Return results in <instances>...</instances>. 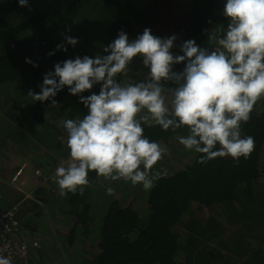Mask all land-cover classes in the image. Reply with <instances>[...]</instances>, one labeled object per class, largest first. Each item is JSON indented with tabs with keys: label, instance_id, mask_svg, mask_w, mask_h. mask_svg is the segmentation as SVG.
Listing matches in <instances>:
<instances>
[{
	"label": "trees",
	"instance_id": "16d2710c",
	"mask_svg": "<svg viewBox=\"0 0 264 264\" xmlns=\"http://www.w3.org/2000/svg\"><path fill=\"white\" fill-rule=\"evenodd\" d=\"M57 1L51 3L60 10L61 20L53 19L42 3L33 8L32 3L39 0H29L27 7L18 6L17 0H0V101L5 113L0 116V159L9 160L6 153L21 151H14L17 145L23 150L33 147L35 141L51 144L47 125H56L54 113L66 119L86 114L67 89L57 94L54 106L48 101L34 102L29 95V91L39 92L43 75L54 64L76 57L71 54L77 53L79 44L87 49L89 20H68L62 12L68 0ZM171 1L173 12L163 14L160 6L164 0H123L129 16L107 24L99 53L120 31L135 39L149 28L154 36L165 37L163 31L178 15L183 20L181 27L174 25L176 44L194 39L207 46L204 30L226 24L223 0ZM65 36L78 38V43L49 56L57 44L64 43ZM25 58L36 66L25 63ZM176 67L179 70L182 65ZM145 71L136 59L127 74L139 79ZM124 77H119L121 83ZM92 91L98 93L99 86ZM9 95L15 100L8 107L4 100ZM16 110L22 119L14 115ZM28 116L33 119L24 121ZM241 131L254 138V149L247 158H215L200 164L199 154L194 153L183 167L152 170L150 174H159V178L150 190L123 180H106L95 172L89 173V185L82 195L60 197L50 191L46 194L40 187L31 207L18 209V238L40 243L29 253V264H264V99L256 103ZM183 134L144 126V135L168 150H174ZM54 145L61 147L64 142ZM18 201L17 197L12 203ZM12 203L0 194V206L7 209Z\"/></svg>",
	"mask_w": 264,
	"mask_h": 264
},
{
	"label": "clouds",
	"instance_id": "9594fccd",
	"mask_svg": "<svg viewBox=\"0 0 264 264\" xmlns=\"http://www.w3.org/2000/svg\"><path fill=\"white\" fill-rule=\"evenodd\" d=\"M28 2L17 0L20 7ZM222 16L226 24L204 30L207 46L194 39L176 44L175 34L154 36L149 28L135 39L120 31L102 53L65 59L43 75L39 92L29 91L34 102L54 106L57 94L67 89L86 109L82 118L58 123L68 157L50 180L60 197L82 195L90 172L150 190L159 178L151 170L168 148L145 136V125L181 130L178 143L199 154L200 164L251 154L254 138L242 135L241 126L264 99V0H223ZM77 43L65 36L48 55ZM134 58L146 75L121 83ZM25 63L36 66L29 58ZM0 264H12L11 257L0 254Z\"/></svg>",
	"mask_w": 264,
	"mask_h": 264
},
{
	"label": "rangeland",
	"instance_id": "374dc122",
	"mask_svg": "<svg viewBox=\"0 0 264 264\" xmlns=\"http://www.w3.org/2000/svg\"><path fill=\"white\" fill-rule=\"evenodd\" d=\"M39 1L40 2L32 3L33 8L35 6L38 7V5L42 3L45 9L50 10L52 14L51 17L53 19L61 20L60 15H59L60 10H58V8L52 7V3L54 1H55L54 3H57L58 2L57 0H39ZM122 1L123 0H68V3L64 7L66 11L62 10L63 14L66 15L68 20L71 19V21L77 22V23L86 22L87 20H89L87 25L89 28V32L91 33L88 44L87 45L84 44V46L87 47V49H84L83 46L81 47V45L79 44L80 49L77 50L76 54H71V55L82 57L84 55L94 56L95 54L99 53V50L101 49L103 41H104V32H105V28L107 24L113 19L124 18V17L129 16V10H128L127 4L125 2L123 3ZM164 1L165 2L160 6V12L163 14L173 12V9L171 8L172 1L171 0H164ZM182 20H183L182 16L178 15L176 20L172 21L171 27L163 31L165 32L164 33L165 37L171 36L174 33V25L177 24V26L181 27L180 22ZM128 75L129 74H127V76L123 78L124 81L129 78ZM8 93L10 94V91H8ZM13 100H15V96L14 97L10 96V98H8L6 102L4 100V103H7V106L9 107L11 105V101ZM1 103L2 102L0 101V116H5V113H3L2 111ZM54 114L55 116L53 117L58 118V121L56 120L57 126H58L59 121L66 119L65 117H63L64 115L60 116L58 113H54ZM14 115H17V117L22 119L21 114L18 113L17 110ZM32 119H33L32 116H28L24 118V121L29 122ZM15 122L16 121H12V123H14L16 127H19L15 124ZM54 124L52 122H49V125H47V127L49 128L47 133L50 136L51 144L44 141L43 143L44 145H42L41 142L33 140L35 141V143L33 144V147L38 148V151L41 154L37 153L36 149H34L32 146H31L32 148L28 147L22 150L21 146L17 145L18 147L16 146L14 148L15 149L14 151H19V150L21 151L6 153L8 157H10L9 160L0 159V166L4 169V171H10L12 170L11 169L12 167H16L18 169L20 165H23L25 167V169L21 173L22 179L18 182V184H21V182L23 183L22 184V189L24 190L23 194H24V197H27V198H24L22 196L18 197L19 201L17 202V204H18V207H20V209L22 208L29 209L31 207V204L34 203L33 201H35L34 192L40 187L43 190H45L46 194L49 193L50 191V193H57L58 195L57 185L53 181L50 180V177L54 174L56 168L60 166L61 163L67 159L68 151L65 150V144H66V139H67L66 133L64 132V130H63V133H60L61 128L60 127L58 128ZM31 125H34V124L32 123ZM34 127L36 128V126ZM25 135H27L28 139L31 140V137L28 133L25 132ZM58 141L60 143L64 142V145L61 147L54 145ZM41 146L46 149V154L42 153L44 149L41 148ZM173 148L174 150L173 149L168 150L162 156V158L156 163V165L153 166V169H152L153 171L159 172L161 171V169L175 170L180 167H183L185 161L191 160L193 158L194 153L184 150L183 146L180 145L178 142L175 146H173ZM24 151L28 153L24 155L28 157V159H25L27 161L23 160L24 164H27V165H24L20 158V156H23ZM19 153H21V155H17ZM28 160H30V165L28 163ZM261 160L264 161V157L261 158ZM5 175L10 177L11 174H9V172L7 173L5 172L3 175L4 178H5ZM27 176L29 178L28 184H26ZM16 199L17 197H15L12 193H9L8 196L6 197V201L10 203H12ZM66 257L68 256H65L64 258ZM72 262L73 260L70 259V263Z\"/></svg>",
	"mask_w": 264,
	"mask_h": 264
},
{
	"label": "built area",
	"instance_id": "2783aa9c",
	"mask_svg": "<svg viewBox=\"0 0 264 264\" xmlns=\"http://www.w3.org/2000/svg\"><path fill=\"white\" fill-rule=\"evenodd\" d=\"M22 169H18L12 176L11 182H15ZM18 204L10 208L0 206V254L10 256L12 264H29V253L39 247V240H20V221L18 217Z\"/></svg>",
	"mask_w": 264,
	"mask_h": 264
},
{
	"label": "crops",
	"instance_id": "0c3cea01",
	"mask_svg": "<svg viewBox=\"0 0 264 264\" xmlns=\"http://www.w3.org/2000/svg\"><path fill=\"white\" fill-rule=\"evenodd\" d=\"M23 153H24L23 156H20V158H21V161L24 164V161H27L25 159H28V157H26L24 155H26L28 153L25 152V151ZM17 155H21V153H19ZM28 163L30 165V160H28ZM24 165H27V164H24ZM11 169L12 170H10V171H4V169L0 166V172H2V173H0V194L3 195V197H7L9 193H12L15 197H19V196L24 197V194H23L24 193L23 192L24 190L22 189V184L23 183L21 182V184H18V182L22 179L21 178L22 177L21 174H20V177H18V179L15 182H11V178H12L13 174L18 169H22V171H23L25 169V167L23 165H20V167H18V169L16 167H12ZM5 172L6 173L9 172V174H11L10 177L7 176L8 179L7 178L5 179L4 176H3ZM28 179L29 178L27 176V179H26L27 182H26V184H28ZM24 198H27V197H24Z\"/></svg>",
	"mask_w": 264,
	"mask_h": 264
}]
</instances>
